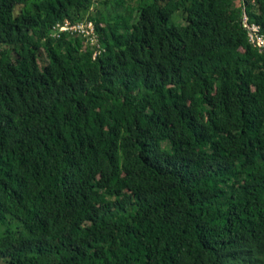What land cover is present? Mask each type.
<instances>
[{
    "label": "trees",
    "instance_id": "16d2710c",
    "mask_svg": "<svg viewBox=\"0 0 264 264\" xmlns=\"http://www.w3.org/2000/svg\"><path fill=\"white\" fill-rule=\"evenodd\" d=\"M126 1L0 0V264H264V0Z\"/></svg>",
    "mask_w": 264,
    "mask_h": 264
},
{
    "label": "built area",
    "instance_id": "2783aa9c",
    "mask_svg": "<svg viewBox=\"0 0 264 264\" xmlns=\"http://www.w3.org/2000/svg\"><path fill=\"white\" fill-rule=\"evenodd\" d=\"M242 27L246 30L249 38V43L256 48L260 53H264V35L261 27L250 21V17L246 10L242 15ZM50 36L54 39L67 37H82L86 45L95 47V59L104 51L101 43V36L97 23L93 20L84 19L82 21L73 22L65 19L56 23Z\"/></svg>",
    "mask_w": 264,
    "mask_h": 264
},
{
    "label": "rangeland",
    "instance_id": "374dc122",
    "mask_svg": "<svg viewBox=\"0 0 264 264\" xmlns=\"http://www.w3.org/2000/svg\"><path fill=\"white\" fill-rule=\"evenodd\" d=\"M154 3V0H127L126 6H134L137 8L142 7L143 5H148ZM172 23L175 25H186L187 22L182 15V11H177L173 17Z\"/></svg>",
    "mask_w": 264,
    "mask_h": 264
}]
</instances>
